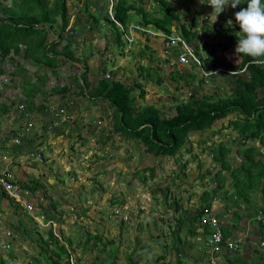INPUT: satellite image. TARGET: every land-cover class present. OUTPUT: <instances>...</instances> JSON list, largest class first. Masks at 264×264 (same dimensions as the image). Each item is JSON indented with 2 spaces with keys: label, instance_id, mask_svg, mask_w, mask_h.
Masks as SVG:
<instances>
[{
  "label": "rangeland",
  "instance_id": "374dc122",
  "mask_svg": "<svg viewBox=\"0 0 264 264\" xmlns=\"http://www.w3.org/2000/svg\"><path fill=\"white\" fill-rule=\"evenodd\" d=\"M12 1L0 0L6 7ZM166 1L178 15L171 31L179 34V25L185 24L188 31L196 33L191 46L203 66L214 65L213 59L206 58L202 45L206 44L207 50L213 48L218 61L237 69L240 57L235 47L222 49L221 44H226L225 35L231 32L240 38L234 16L244 8L245 0L236 9L226 8L215 22L214 15L209 17L212 8L208 0ZM110 2L67 0V28L59 32L56 18L46 41L60 34V46L68 44L73 60L59 63L54 75L24 57L22 47L17 56L4 62L0 104L9 109L0 113V151L13 153L9 169L15 183L30 186L34 182L36 186L34 190L18 189L23 197L16 204L0 198V257L6 263L33 264L37 260V264H43L53 250L51 244H44L50 231L54 237H62L59 244L66 248L70 264H175L173 231L178 227L177 218L187 217L208 202L214 204L212 189L216 186L219 190V177L214 176L219 165L212 158V149L223 144L230 149L222 156L226 165L239 169L243 164L236 155L243 143L228 124L239 118L234 113L203 132L190 133L173 156H153L141 144L113 132V111L106 102L88 98L90 88L101 78L122 82L132 89L135 104L153 105L160 116L166 117L174 114L175 99L225 100L236 85L229 74L211 80L186 65L169 66L158 38L137 35L131 44L121 38L122 44L116 45L115 31L102 19L105 13L111 15ZM143 8L152 12L156 4L147 1ZM91 14L101 19L98 24L90 22ZM201 17L209 18L202 21ZM129 19L134 24L139 21L132 13ZM13 62L25 69L24 78ZM82 65L88 69L81 75ZM11 69L18 75L10 76L7 72ZM173 70L179 75H174L175 81L171 79ZM41 75L46 81L37 93L40 98L27 109L23 80L36 84ZM82 80L86 88L81 90ZM134 82L141 84L142 98ZM62 86L67 92L59 96ZM261 95L262 89L257 90V96ZM2 136L9 140L1 141ZM254 170H260V166ZM222 174L225 172L220 177ZM241 186L250 192L253 189L246 179L240 182L243 190ZM203 192L208 195L201 202ZM175 203L180 209H175ZM177 234L184 247L182 262L202 264L201 250L193 236L186 234L185 227ZM40 248L45 255L39 253Z\"/></svg>",
  "mask_w": 264,
  "mask_h": 264
},
{
  "label": "trees",
  "instance_id": "16d2710c",
  "mask_svg": "<svg viewBox=\"0 0 264 264\" xmlns=\"http://www.w3.org/2000/svg\"><path fill=\"white\" fill-rule=\"evenodd\" d=\"M147 1L156 4V9L152 10V12H147L143 8V5L146 4ZM66 2L67 0H19L18 2L13 0L8 7L2 5L0 2V75L4 73V62L10 59V57L13 58L17 56L20 53L21 47L23 48L22 55L24 57L28 58L30 62H38L37 64H39V66L47 68L52 75L55 74V69H57L59 63L66 60H73V55L68 44L64 43L60 46L62 41V36L60 34L57 33L55 39L48 42L46 41L47 32L48 30H53L52 26L56 18L59 19V32H63L65 28H67L68 13ZM246 2L247 0H245L244 7H246ZM105 3H107V1H105ZM110 3L112 18L105 13L102 19L115 31L116 45L122 44V32L119 31L115 23H118L125 30L130 21L129 13L139 17V21L136 23L137 25L157 30L166 35L171 33L170 29L173 22L178 21L177 13L166 0H111ZM89 16L91 23L98 24L101 20L99 17H95L92 14ZM178 30L186 42L195 41L196 33L188 31L185 24L179 25ZM238 39L239 38L233 32L225 35L226 44H221V48L225 49L231 46L236 48ZM202 45L206 53V58L213 59L214 61L212 67L220 66L224 70V72L218 74H209L208 77L211 80H214L218 75H227L228 71L237 72V70L241 71L243 69L238 76L229 74L232 76L236 86L234 89H231L230 97L225 100L213 101L209 97H202L196 102L192 97L186 101H178L175 99L174 114L170 117L160 116L159 111L153 105L135 104L134 97L131 96V88L126 87L120 81L106 80L105 78L99 79L96 85L90 88L88 98L90 100H101L102 102H106L108 107L113 111V132L141 144L145 152L153 156H173L186 142L190 133L203 132L211 128L214 122L223 119L228 114L234 113L236 117L239 118L230 121L228 124L232 131L236 132L239 142L243 143L241 144L243 148L237 150V152L244 158L243 164L236 171H244V178L251 179L254 174L253 170L260 166V170L257 172L259 178L264 170L261 161H259L261 158L260 150L252 146H246L245 144L246 142L256 140L259 146L264 147V64H253L251 63V61H253L252 57L238 54L240 62L236 69L222 61H218L214 57L213 48L207 50V45ZM57 47H59V50H57ZM12 64L16 71L21 70L19 74L24 78L25 69L21 68L20 64L17 62H13ZM212 67L203 66L202 69L207 72L211 70ZM16 71L11 69L7 73L10 76H15L18 75ZM173 72L174 73L171 74V79L175 81L174 75H179L176 70H173ZM45 79L46 77L41 75L37 78L36 84L29 81V79L23 80L26 86L23 88L22 94L25 97L24 103L27 109L32 106V102L40 98L37 93H40V87L46 81ZM73 80H76V78ZM156 80L160 83L158 78H156ZM79 87L81 90L86 88L84 80L79 83ZM133 87L138 90V97L142 98L144 96V91L141 84L139 82H134ZM51 89L53 90V88ZM51 89L50 93L55 94ZM260 89H262V95L258 97L257 90ZM66 92L67 88L65 86L58 89L59 96ZM32 94H35V96L29 101ZM192 95L193 93H190V96ZM26 108L25 111L28 112ZM8 109L7 106L0 104V113L5 114ZM14 131L13 136L16 134V130ZM17 134H20V132L18 131ZM8 140H6L4 136L1 137V141L3 142ZM6 152L9 154L8 151ZM227 152H229V149L224 147L223 144L212 149V158L219 165V169L214 175L217 179L219 177V190L222 184V180L220 179L221 171L227 169V165L222 156ZM11 154L12 156H10L12 158L13 153L11 152ZM253 156L257 157L256 161L252 159ZM13 180L15 181V179ZM15 185L18 189L23 188L26 189V191L36 188L34 182L31 183L30 186L22 184L20 187L18 183H15ZM219 190H217L215 186L212 192L216 195L219 193ZM207 195V192L202 193L200 198L201 202H204L203 200L207 198ZM2 197L7 199L4 193L0 191V198ZM9 201L16 204L11 199ZM208 206L209 202L201 205L187 217L177 218L178 227L173 231V235L176 237V244L173 246L175 264H184L182 262L184 247L181 241H179L177 231L185 227L186 234L189 236H196L197 233L195 231L199 221L198 218L202 212L208 209ZM175 209H180V206L176 204ZM208 229L209 227L202 228L200 234L202 240L200 241L204 240L203 236L207 234ZM60 241H63L62 237L58 239L48 231L47 242L44 244L46 246L51 244L53 250L52 254L44 257L45 262L43 264H70L68 252L62 244H59ZM64 241L67 245H70L69 240L64 239ZM8 251L9 250H7V252ZM39 253L45 255L43 248H40ZM202 255L205 258L203 249ZM37 262L36 260L33 264H37ZM129 263L135 264V262ZM0 264L10 263H6L4 259L0 257Z\"/></svg>",
  "mask_w": 264,
  "mask_h": 264
},
{
  "label": "crops",
  "instance_id": "0c3cea01",
  "mask_svg": "<svg viewBox=\"0 0 264 264\" xmlns=\"http://www.w3.org/2000/svg\"><path fill=\"white\" fill-rule=\"evenodd\" d=\"M129 24L130 21L127 25ZM171 33L175 36L180 35V37L185 41L184 37L180 33H173L172 31ZM133 35L134 37L137 35H143L147 37L145 33L142 32H134ZM121 38L122 40H124L122 36ZM123 42L127 43L125 40ZM187 43L189 44L190 42ZM168 53L171 55V59H175L178 53H181V50L179 48H171L168 50ZM169 54L167 55L169 56ZM198 58L201 63L200 66L190 64L188 65V67L197 69L202 73L204 72V70L202 69L203 61L201 60L199 55ZM166 59L170 61V58L166 57ZM81 67L83 68L81 72L82 75L85 72L86 68L88 69V67L87 65H82ZM254 143V141L250 142L249 146L256 147ZM236 155H239V157L242 158L241 162L244 161L242 155H240V153H238L237 151ZM252 159L256 161L257 157L253 156ZM259 161H262V164H264V156H262ZM236 168V165L229 167L227 166V169L225 171H221V173L225 172V174H222V184L220 185V192L212 197L214 204L209 206L212 207V211L215 212L217 218L219 219V226L222 236L225 239L230 240L241 238L243 239V242L241 244L240 250L235 254L227 255L225 252H222V256L218 264H249V262H252V264H264V246L259 247V243L261 241L264 242V226H261L259 225V223L254 221L256 214H264V172L260 174L259 178H256V173L258 172V170H253V177L251 179L246 178L247 181H250L253 187L250 192L242 186V189L245 191L240 190V182L245 179V173L242 170L240 172L236 171L238 169ZM195 232L197 234L196 236H193V238L197 242V245L201 250V263L207 264L205 263L204 257H202V249L204 254L203 245L206 235L203 236L204 240L200 241L202 240L200 237L202 229H199L197 226ZM207 233H209V231H207ZM8 247L9 246L7 245V248Z\"/></svg>",
  "mask_w": 264,
  "mask_h": 264
},
{
  "label": "built area",
  "instance_id": "2783aa9c",
  "mask_svg": "<svg viewBox=\"0 0 264 264\" xmlns=\"http://www.w3.org/2000/svg\"><path fill=\"white\" fill-rule=\"evenodd\" d=\"M110 18H112L111 15ZM115 24L119 31L122 32V37L127 43H132L134 39V32H142L145 33V35L149 38L152 37L160 39V41L163 43V48L166 50V54H169L168 50L171 48H179L181 50V53H178L177 57L175 59H172V61L169 63L170 66H172L173 64L178 66H188L190 64L200 66L201 64L194 49L187 42H185L180 37V35H166L162 32L150 28H144L137 24H129L124 30V28L121 27L118 23ZM169 56L171 57L170 54ZM219 71H221V69H216V72ZM31 157L33 156L31 155ZM10 163L11 157L9 155H7L6 153L0 154V190L14 202H20L23 195L15 185L13 175L7 169V165H9ZM254 220L260 225H264V214H257ZM199 224L201 227L208 226L210 228H213L205 241V255L207 257L208 264H217L222 251H226L228 254H233L240 249L243 239H223L220 230L218 229L217 218H215L208 210H205L200 215ZM263 246L264 242L261 241L259 243V247Z\"/></svg>",
  "mask_w": 264,
  "mask_h": 264
},
{
  "label": "clouds",
  "instance_id": "9594fccd",
  "mask_svg": "<svg viewBox=\"0 0 264 264\" xmlns=\"http://www.w3.org/2000/svg\"><path fill=\"white\" fill-rule=\"evenodd\" d=\"M208 5L212 8V13L209 17L214 15V22H215L217 16L219 14H221L222 12H224L226 8L231 7L232 9H236L238 5H241V0H208ZM209 17H201V18H203L202 19V21H203L205 18H209ZM234 19L239 26V32L241 34L240 38L238 39V43L236 45V48H235L236 54H242V55L252 57L253 61H251V63L256 64V65H263L264 64V0H247L246 7L241 8V10L236 12ZM130 24H133V23H130ZM229 24H231V21H229ZM170 34H172V33H170ZM189 45L191 46V42L189 43ZM194 51L197 55V52L195 49H194ZM168 58H170V61L167 62V64L169 65V63L172 61V59L170 56H168ZM174 66H177V65L173 64L171 67H174ZM218 68L221 69V71L216 72V69H218ZM242 71H243V69L241 71L237 70V72L236 71H228V74L238 75ZM221 72H224L222 67H214L211 70H208L207 72L206 71L202 72V74L204 77H208L209 74H218ZM20 115L22 116V114H20ZM24 115H27V114L24 113ZM253 141L255 143H257L256 140H253ZM249 142H252V141H249ZM246 146H249V145H246ZM255 148H258L260 150V154L262 157L264 155L262 148H264V147L259 146V144H258V145H256ZM5 153L7 155H9L6 151H0V154H5ZM11 163H12V158H11ZM11 163L9 165H7V169L9 171H10L9 166L11 165ZM261 164H262V161H261ZM262 165L264 167V164H262ZM263 172H264V170H263ZM10 173H11V171H10ZM220 179H222V177H220ZM22 195H23V193H22ZM7 199L10 200L11 198L7 197ZM15 203H17V202H15ZM209 205H210V203H209ZM207 210L215 218H217L215 212L212 211V207L208 206ZM217 220H218V229L220 230L219 219L217 218ZM197 226L199 229H202L203 227L208 228V226L201 227L199 224V221H198ZM261 226H264V225H261ZM212 230H213V228L209 227V229H208L209 233H207L205 236L204 245H203L204 246V255H205V241H206L208 235L210 234V232ZM220 233H221V230H220ZM221 236H222V233H221ZM222 238L225 239L223 236H222ZM222 252H225L227 255H232V254H228L226 251H222ZM237 252H235V253H237ZM235 253H233V254H235ZM221 256H222V254H220L219 261L221 259ZM204 259H205V263L208 264L206 255H205Z\"/></svg>",
  "mask_w": 264,
  "mask_h": 264
}]
</instances>
